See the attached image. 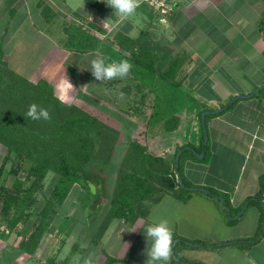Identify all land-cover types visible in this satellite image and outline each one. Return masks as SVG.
I'll return each mask as SVG.
<instances>
[{"label": "crops", "instance_id": "obj_1", "mask_svg": "<svg viewBox=\"0 0 264 264\" xmlns=\"http://www.w3.org/2000/svg\"><path fill=\"white\" fill-rule=\"evenodd\" d=\"M101 10L108 11L106 23L116 21L113 9L105 0L78 3L74 0L72 3L68 0H0L2 64L25 79L34 82L45 79L55 89L58 81L66 79L64 73L71 72L68 59L76 54L82 59L90 55L69 49L71 28L81 23L84 29L99 32L100 29L93 28L96 24L103 34L113 30V35L123 33L138 37L147 30L152 43L160 44L166 56H185L181 92L191 93L190 96L211 110L222 109L234 97L248 95L264 84V0H173L164 16L151 9L152 21L144 27L124 22L108 31L102 30L94 20ZM26 32L39 33L42 46H38L37 41L33 46L28 44L26 38L21 37ZM25 65L35 67L20 68ZM207 126L209 149L205 151V159H201L206 162L189 159L186 163L189 171L195 168L201 175L193 179L192 184L211 187L226 195L232 216L239 214L247 204L244 213L230 222L206 194L197 192L185 202L165 195L151 207L149 215L137 220L133 227L123 220H113L101 239L99 260H103L104 246L118 233L166 219L173 229L174 239L180 236L178 240L183 237L192 242L186 249L191 262L264 264V88L252 97L239 98L230 108H223L208 120ZM160 207L165 208L160 210ZM135 232L138 237L144 235L142 229ZM192 240L206 241L210 245L197 247ZM20 251L9 246L1 248L0 264H14L19 254L24 253ZM88 251L72 255V264H82ZM133 257L137 259L138 253ZM58 262L55 259L52 263ZM172 264L185 263L173 258Z\"/></svg>", "mask_w": 264, "mask_h": 264}, {"label": "trees", "instance_id": "obj_2", "mask_svg": "<svg viewBox=\"0 0 264 264\" xmlns=\"http://www.w3.org/2000/svg\"><path fill=\"white\" fill-rule=\"evenodd\" d=\"M93 28L101 31L96 24ZM68 35L69 49L81 54L96 52L103 43L94 31L78 30ZM112 37L117 48L123 49H117L119 56L112 58H117L116 61L127 59L133 67L123 80L98 81V91H108L105 95L109 101L114 99L116 91L124 93L121 108L143 123L145 140L134 136L127 143L117 169L111 208L100 227V237L115 219L134 224L140 218H146L151 207L165 195L185 202L197 192L206 194L220 207L228 221L234 222L227 213L230 200L226 195L211 187H207L209 192L190 189L196 186L182 172L181 162L189 153L200 159L198 154L209 149V144H205L202 113L211 110L202 104L199 112L202 135L199 140L184 133L182 112L176 106L181 103L178 98L187 96L179 89L185 80L182 72L187 58L183 55L166 56L160 44L152 43L147 30L138 37L123 33ZM2 63L0 55V145L6 148L0 164V211L11 229L19 223L27 224L34 217L26 240L20 245H26V251L32 253L53 223L57 205L63 204L74 188L79 186L85 191L82 208L88 207L91 201L99 202L103 187L94 172L101 170H96L93 165H97V161L103 164L112 162L122 132L96 109L77 101L65 103L49 81L25 79L6 69ZM74 71L72 67L71 73ZM140 85L152 91L169 92L163 96L158 93L155 98L149 93L148 98L154 104L147 108L143 96L135 90ZM33 103L48 109L51 119L33 121L28 118L26 112ZM231 106L227 103L223 108ZM213 115H207L206 122ZM181 149L179 170L186 186L177 176L176 155ZM9 161L14 164L9 170L14 176L11 186L3 183ZM21 172H25V177L20 176ZM50 175H56L57 179L47 189L46 180ZM91 183L96 185L95 192L90 187ZM39 193L44 204L37 209ZM220 196H224L226 202ZM92 240L95 245L100 243L95 237ZM209 245L206 241H194L197 247ZM175 256L181 263L198 264L176 253Z\"/></svg>", "mask_w": 264, "mask_h": 264}, {"label": "rangeland", "instance_id": "obj_3", "mask_svg": "<svg viewBox=\"0 0 264 264\" xmlns=\"http://www.w3.org/2000/svg\"><path fill=\"white\" fill-rule=\"evenodd\" d=\"M72 3V0H68ZM74 2L78 3L80 0H74ZM111 10V9H110ZM109 10V11H110ZM107 12L105 10H101L98 12L97 15L94 16V20L99 22L102 29L108 31L110 29V23H106L108 18ZM152 10L151 8L145 4L141 3V6L137 9L136 16L130 18L128 21H125L126 24H136L139 28L146 26L150 21ZM84 19V18H82ZM116 20V17H114ZM108 22V21H107ZM115 22V21H114ZM112 22V23H114ZM83 24L77 23L71 29L72 32H77L78 30L93 32L91 30L83 29ZM83 27V28H81ZM43 31V30H42ZM71 32V33H72ZM114 31H110L109 34L107 32L103 34L101 31L94 33L96 37L102 40V45H100L99 49L96 52L89 53L82 59L79 57L78 54L68 59V64L70 65L69 69L73 67L75 71L65 72V77L69 80L72 84L73 88L70 90L65 88L62 91H58L57 87H55L57 95L65 102V103H72L74 101L80 102L81 104L90 106L91 108L96 109L101 113L103 117L111 121L110 123L117 126L120 131L122 132V136L116 146L115 153L110 164H103L96 162L97 165H93V168H96L101 171H95L94 175L97 178L101 179V185L103 187L102 195H99V199L97 203L95 201H91L89 206L86 208L81 207V200L85 195V191L77 186L73 189L70 193L69 197L65 200V202L61 205H57L58 212L54 217L53 223L50 225L48 230L42 236L40 243L38 244L36 250L32 253L26 251V245L21 247L20 245L25 242L26 236L29 231L30 222L27 224L19 223V225L11 229L8 225L4 222L1 211H0V247L5 248L8 247L10 249H21V252H24L20 255L19 260L16 259L19 257L16 256L14 264H54L52 263L55 259L59 262L57 264H72V255L85 250L89 253H96L95 264L105 263V264H139V261L142 264L146 262V255L145 250L147 247L146 237L141 234L140 237L136 236L135 231H125L120 232L116 236H114L110 242H108L104 247L106 251L104 252L103 260H99L98 258V248L101 246V239L104 236L100 237V227L104 218L108 214V211L111 208V196L113 194L116 174L118 166L121 162L123 154L126 150L127 143L129 139L133 138L134 136H138V138L145 140L144 132L145 126L139 120L134 117L127 115L121 108V104L123 103L124 93L122 91H116V95H114V99L109 101L107 96L108 91H98V81L92 76L90 69V60L93 59L96 53L99 51L105 57H107L110 61H112V56L118 57L119 56V48H117L113 33ZM22 38H26L28 44L34 45V41L39 42L38 46H42L41 44V35L35 32H26V34H21ZM154 40V39H153ZM152 41V39H151ZM26 43V44H27ZM37 44V43H36ZM30 46V47H32ZM118 49V50H117ZM81 56V55H80ZM121 57V55H120ZM82 59V61H80ZM114 60V59H113ZM118 60L115 58L114 61ZM80 61V62H79ZM35 67L34 65H25L20 66L21 69H30ZM68 67V66H67ZM159 78V77H158ZM185 81V80H184ZM184 84V82H183ZM179 89L182 91V86ZM136 92L143 96V100L146 104L147 108H151L154 104L153 101L149 100L148 94L155 98L158 93H161L163 96L169 91H157V90H150L144 85L137 86L135 88ZM161 90V89H159ZM175 91H172L174 93ZM120 93H123V98L120 97ZM102 94V95H101ZM177 94V93H176ZM191 93L185 97L178 98L180 99L181 103L177 105L178 109L182 112L183 117V131L186 135H191L195 139L199 140V137L202 135V124L199 117V112L202 109V104L198 102V100H193L192 96L190 97ZM158 96V95H157ZM165 105V104H164ZM213 117V116H211ZM210 117V118H211ZM209 118V119H210ZM6 153V148L0 145V162L2 161L4 155ZM199 157V155H198ZM200 158V157H199ZM193 160L196 162L205 163V160L196 159L194 156L189 153L187 157H185L181 164H182V172L185 178L190 182L193 183V179H198L199 174L198 170L187 169V161ZM94 164V163H93ZM14 166V164L9 161L6 166V172L3 177V183L8 186H11L14 180V176L9 173V170ZM188 171L190 174H188ZM203 175V173H201ZM189 175V176H188ZM20 176L25 177V172H21ZM57 176L50 175L46 180V188L49 189L53 186L56 182ZM95 185V184H94ZM100 186V185H99ZM96 187V185H95ZM45 188V189H46ZM100 188V187H99ZM40 194V193H39ZM225 198L224 196H222ZM39 203L37 209L44 204L43 197L39 195ZM221 199V198H220ZM94 200H97L96 198ZM222 200V199H221ZM223 201V200H222ZM98 204V205H96ZM96 205V206H95ZM159 206V205H157ZM163 210L165 207H160ZM167 211L164 209V212ZM130 226H134L131 223ZM90 236H92L91 240ZM93 237L95 239H99L100 243L95 245L93 243ZM180 236H176L174 241V247L176 255L182 257L185 260L190 261L186 253V249H188V243L193 245L192 242L187 241L182 237L181 240H178ZM3 239V240H2ZM3 241H6L4 243ZM196 241V240H192ZM84 245V247H82ZM86 246V247H85ZM0 248V249H1ZM27 252V253H26ZM100 253V250H99ZM134 253H138V258L135 259L133 257ZM61 254V255H60ZM22 255V256H21ZM60 255V257H59ZM85 258V254H84ZM177 260V257H173ZM188 258V259H187ZM101 259V258H100ZM104 261V262H101ZM178 261V260H177ZM183 262V261H182ZM185 264L189 262H185Z\"/></svg>", "mask_w": 264, "mask_h": 264}, {"label": "clouds", "instance_id": "obj_4", "mask_svg": "<svg viewBox=\"0 0 264 264\" xmlns=\"http://www.w3.org/2000/svg\"><path fill=\"white\" fill-rule=\"evenodd\" d=\"M106 4L113 9V15L116 21L110 23V28L115 29L125 21L136 16L137 9L141 6L142 0H105ZM133 65L127 59L119 61H109L107 57L99 51L95 57L90 60V69L92 76L100 82L123 80L128 76ZM65 88H73L68 79L58 81L57 89L62 91ZM123 98V93L119 94ZM26 116L33 121H49L51 115L48 109L40 107L33 103L29 106ZM142 229L147 241L145 255L147 257L145 264H172L174 257V233L168 220L160 219L147 225H138L134 230ZM82 264H95L94 253H89L83 258Z\"/></svg>", "mask_w": 264, "mask_h": 264}, {"label": "water", "instance_id": "obj_5", "mask_svg": "<svg viewBox=\"0 0 264 264\" xmlns=\"http://www.w3.org/2000/svg\"><path fill=\"white\" fill-rule=\"evenodd\" d=\"M264 88V84L259 86L258 88H256L254 90V92L248 94V95H240V96H236L234 97L231 101H230V104L234 103L235 101H237L239 98L241 99H245V98H249V97H252L254 94L258 93L261 89ZM222 109H218V110H205L203 113H202V122H203V126H204V130H205V144H208V141H209V133H208V127H207V122H206V118H207V115H210V114H217L218 112H220ZM183 152V150H179V152L177 153L176 155V167H177V176H178V179L180 181V183L183 185V186H186L185 185V182L182 178V175H181V172L179 170V161H180V155L181 153ZM200 158H204L205 157V152H202V153H199L198 154ZM90 187L91 189L93 190V192H95V185L93 183L90 184ZM190 189H193V190H202L204 192H209V190L205 187H189ZM220 198L223 200V202H226V200L220 196ZM246 206L247 204L244 206V208L240 211L239 214L237 215H234L232 216L231 215V209H230V206L227 205V213L229 215L230 218L232 219H238L245 211L246 209ZM264 229V228H263ZM175 256V255H174Z\"/></svg>", "mask_w": 264, "mask_h": 264}, {"label": "built area", "instance_id": "obj_6", "mask_svg": "<svg viewBox=\"0 0 264 264\" xmlns=\"http://www.w3.org/2000/svg\"><path fill=\"white\" fill-rule=\"evenodd\" d=\"M172 1L173 0H142V3L147 4L154 13L164 16L168 14Z\"/></svg>", "mask_w": 264, "mask_h": 264}]
</instances>
